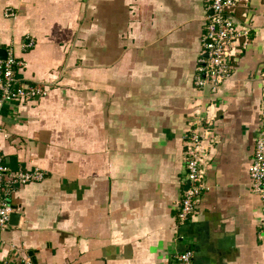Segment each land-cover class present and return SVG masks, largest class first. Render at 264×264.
I'll list each match as a JSON object with an SVG mask.
<instances>
[{"label":"crops","instance_id":"crops-1","mask_svg":"<svg viewBox=\"0 0 264 264\" xmlns=\"http://www.w3.org/2000/svg\"><path fill=\"white\" fill-rule=\"evenodd\" d=\"M206 16V0H0V47L24 62L18 76L50 89L0 111L6 164L46 172L15 191L20 218L0 231V264H177L190 248L194 264H264V199L250 177L264 0H240L235 18L256 28L216 93L193 82ZM207 116L206 189L179 225L184 138Z\"/></svg>","mask_w":264,"mask_h":264},{"label":"built area","instance_id":"built-area-1","mask_svg":"<svg viewBox=\"0 0 264 264\" xmlns=\"http://www.w3.org/2000/svg\"><path fill=\"white\" fill-rule=\"evenodd\" d=\"M239 3L240 0H206L207 16L193 78L198 89L218 92L233 75L235 50L246 49L250 43L256 27L253 19L247 18L241 22L235 18ZM5 14L12 15L8 10ZM34 44V38L27 35L22 46L26 49ZM23 65L24 62L16 58L12 47L7 50V57L0 59V111L7 102L26 103L45 96L48 91L45 86L17 75ZM260 119L250 177L253 189L264 199V91ZM213 121L208 116L198 117L184 138L186 183L189 186L176 205V221L179 225L193 217L206 189V169L216 142L212 133ZM45 178L46 172L39 167L12 169L6 164L0 150V231L9 227L12 213L18 211L12 203L18 187L42 182ZM177 264H194L193 250L190 248L177 254Z\"/></svg>","mask_w":264,"mask_h":264},{"label":"water","instance_id":"water-1","mask_svg":"<svg viewBox=\"0 0 264 264\" xmlns=\"http://www.w3.org/2000/svg\"><path fill=\"white\" fill-rule=\"evenodd\" d=\"M7 57V51L4 48L0 47V59H5ZM189 183L187 182L185 185V190L188 188ZM20 218V214L16 212L12 213L11 218H10V223H17L18 219Z\"/></svg>","mask_w":264,"mask_h":264},{"label":"rangeland","instance_id":"rangeland-1","mask_svg":"<svg viewBox=\"0 0 264 264\" xmlns=\"http://www.w3.org/2000/svg\"><path fill=\"white\" fill-rule=\"evenodd\" d=\"M29 36H30V38H32L31 35H29ZM25 39H26V37H25ZM23 43H24V41H23ZM26 49H27V48H26ZM48 89H49V88H48ZM49 92H50V89H49ZM49 92L47 91L46 94H45V96H47ZM178 254H179V253H178Z\"/></svg>","mask_w":264,"mask_h":264}]
</instances>
